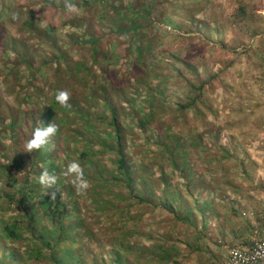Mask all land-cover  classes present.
Here are the masks:
<instances>
[{
    "label": "rangeland",
    "instance_id": "obj_1",
    "mask_svg": "<svg viewBox=\"0 0 264 264\" xmlns=\"http://www.w3.org/2000/svg\"><path fill=\"white\" fill-rule=\"evenodd\" d=\"M68 2L75 11H66V0H0V128L15 119L20 131L1 135V171L12 165L18 187L26 178L39 182L40 173L51 170L32 166L34 151L28 152L27 143L33 127L49 121L48 99L67 91L88 117L74 116L72 110L64 119L66 152L49 146L51 138L45 146L57 163L65 164L64 173L73 162L81 165L78 157L90 138L105 176L115 169L118 157L110 147L116 141L108 124L116 115L131 170L148 180L153 192L150 203L118 202L108 195L114 207L99 212L92 200L100 188L92 197L94 182L86 180L88 188L80 191L62 174L96 234L93 242L85 239L86 252L96 250L98 259L110 261L117 241L121 255L137 264H224L231 248L263 238L264 0ZM120 2L144 10L153 22L137 44L117 32ZM91 35L102 39L105 52L82 43ZM77 63L83 64L82 72ZM167 142L182 147L174 161L162 153ZM6 145L10 155L1 153ZM4 155L23 159L22 167ZM81 169L93 178V167ZM5 181L0 176V189ZM61 187L60 181L52 188L40 184L39 191L49 196ZM143 188L137 184V193ZM60 193L65 200L66 192ZM5 206L0 199L6 220L20 213ZM27 243L0 242V260L51 264L49 252L41 261L32 258ZM93 255L91 263L102 264L94 263Z\"/></svg>",
    "mask_w": 264,
    "mask_h": 264
},
{
    "label": "trees",
    "instance_id": "obj_2",
    "mask_svg": "<svg viewBox=\"0 0 264 264\" xmlns=\"http://www.w3.org/2000/svg\"><path fill=\"white\" fill-rule=\"evenodd\" d=\"M120 5L124 3L120 2ZM115 8L117 15L120 18V24L118 25L117 32L121 37H131L132 43L137 44L139 40V34L142 30L152 25V21L147 19L144 15V10L132 8L129 4L127 7L123 6ZM31 22V21H30ZM30 27V24H27ZM100 37L89 36L88 39L82 41L83 44L89 45L94 51L98 49L99 46H102V52H105V48L100 43ZM82 63H77L75 68L77 71L82 72L83 69ZM203 87V84L201 85ZM56 95L52 99H48L49 104L51 103L52 109L49 107L46 108V115L49 117V121L44 127H47L50 122L56 120L57 132L54 136L50 137L49 146L56 145V148L59 150V154L66 152L62 142L63 134L66 132V124L64 119L68 118V114H72L71 111L74 110L73 115L78 116L79 118L88 117L86 111L80 106H74L69 98V103L71 104L70 108H61L55 99ZM151 116V113H150ZM16 126V120L13 119L9 127L0 128V138L1 135L8 130L11 131V135L18 136L20 131L17 132L18 128ZM113 131L109 133L116 144L110 148H113L116 156L118 157L115 164V169L110 170L105 176V171L101 170L95 158H93L94 148L92 140L94 138L87 139L85 145V150L82 151L79 155V161L81 167L84 171L90 166L93 167V178L87 176L83 173L85 180H91L94 185L90 191L91 196L94 197L95 193H98L100 188V193H98L97 198H93L92 203L99 212H108L114 207V202L107 199V196L110 195L114 200L120 202L121 200H136L140 202H151V197L153 192L148 187L149 181L142 179V175L135 174L131 170L129 165L127 155L124 151V146L122 142V128L118 117L113 115L108 124ZM37 127L34 126L33 129ZM89 127L96 128L97 123H90ZM79 129V128H78ZM17 130V131H16ZM114 134V135H112ZM80 136H83L81 133ZM13 141H16L14 139ZM1 142V141H0ZM76 142H79L76 140ZM107 142H102L103 148L108 147ZM10 145H6L1 149L3 154ZM181 145L178 143L175 146H172V143H166L162 145V153L168 154L170 158L174 161V152L181 150ZM7 155H10L9 150L6 152ZM4 155L9 162L13 163L15 167H22L23 159H20L16 155L7 156ZM33 164L32 166L39 167L42 164L46 167H50L49 172H55L58 181L62 183L61 191L56 193L55 198H52V195H45L39 191L40 184L37 180L32 181V179L26 178L23 186H17L19 183L17 175L11 170V166H4V172L1 170L0 166V176L4 175L6 181L0 189V199L6 202L5 210H10V208H17L20 210L18 215L12 216L9 220L4 219V212L0 208V242L4 244H13L16 245L21 241L26 240L28 243V250L30 256L36 260L41 261L46 252H49V257L47 258L51 264H92L90 261V254H96L92 256V261L99 260L102 264H137L129 257H123L117 247V241L112 245L113 249L109 252V256L112 257L110 261H106L104 258L98 259L99 254L94 251V253L86 252L84 250V241L89 236L90 240L93 242V239L96 237L95 233H92L90 228L86 225L84 217L81 216L82 211L78 200L76 199V191L71 184L63 182L62 174L64 173L65 164L62 162L57 163V159L50 156L48 150H45V147L41 150H34L33 154ZM22 157V156H21ZM30 158L28 157L27 160ZM61 160V158L59 159ZM180 164V162H179ZM0 165L2 163L0 162ZM36 167V168H37ZM144 180V181H142ZM141 183L143 191L137 189V184ZM118 188V190H114ZM67 189V190H66ZM123 189H127L129 196L124 194ZM60 192H66L65 200H61ZM105 196V197H104ZM167 207V206H166ZM43 221L45 223H43ZM25 235H28L29 238H24ZM130 253L132 252L133 247L130 248ZM139 250V249H138ZM165 251V250H164ZM102 257V255H101ZM0 264H6L3 260H0ZM97 264V263H96Z\"/></svg>",
    "mask_w": 264,
    "mask_h": 264
},
{
    "label": "clouds",
    "instance_id": "obj_3",
    "mask_svg": "<svg viewBox=\"0 0 264 264\" xmlns=\"http://www.w3.org/2000/svg\"><path fill=\"white\" fill-rule=\"evenodd\" d=\"M65 9L67 12L75 11V5L66 0ZM57 103L64 108H70L69 94L67 91H58L55 97ZM55 124H50L47 127H37L32 132V138L27 143V150L31 153L34 150L43 149L49 142V138L54 136L57 132ZM72 179V183L76 185L80 191L88 188V183L83 179V171L80 165L73 162L68 165L67 172L63 173ZM58 177L55 172H49L47 169L43 170L39 175V183L47 188H52L57 184ZM52 197L55 198L56 193H51Z\"/></svg>",
    "mask_w": 264,
    "mask_h": 264
},
{
    "label": "built area",
    "instance_id": "obj_4",
    "mask_svg": "<svg viewBox=\"0 0 264 264\" xmlns=\"http://www.w3.org/2000/svg\"><path fill=\"white\" fill-rule=\"evenodd\" d=\"M224 264H264V237L249 246L231 248Z\"/></svg>",
    "mask_w": 264,
    "mask_h": 264
}]
</instances>
